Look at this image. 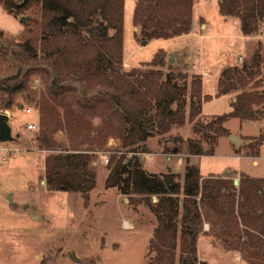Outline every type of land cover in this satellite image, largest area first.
Instances as JSON below:
<instances>
[{"label": "trees", "instance_id": "obj_1", "mask_svg": "<svg viewBox=\"0 0 264 264\" xmlns=\"http://www.w3.org/2000/svg\"><path fill=\"white\" fill-rule=\"evenodd\" d=\"M17 15L29 11L25 29L8 38L0 29V89L34 100L39 111L38 147L47 150L45 182L50 189L87 196L96 184L90 150L119 141L108 159L106 187L123 194H141L155 213L150 238L153 256L143 264H211L198 257L197 241L208 233L228 250H238L251 264H264V176L241 172L203 176L198 163L186 157L184 171L148 170L138 151L148 149L150 136L169 152L211 154L224 124L232 117L264 119V52L259 43L241 64L222 68L216 96L236 91L233 108L204 121L202 75L165 71L159 48L142 66L123 68L125 0H0ZM194 0H136L133 21L143 39L168 38L190 31ZM220 12L239 19L244 35H256L264 21V0H219ZM26 17V16H25ZM144 67V68H143ZM263 71V72H262ZM37 74L44 88L29 87ZM191 123L195 136L171 129ZM156 129L153 131V129ZM62 131L64 137L59 136ZM236 151L257 155L263 131L243 137ZM133 151L129 154L128 152ZM128 153V154H127ZM189 156V155H188ZM157 194L152 201L149 195Z\"/></svg>", "mask_w": 264, "mask_h": 264}, {"label": "rangeland", "instance_id": "obj_2", "mask_svg": "<svg viewBox=\"0 0 264 264\" xmlns=\"http://www.w3.org/2000/svg\"><path fill=\"white\" fill-rule=\"evenodd\" d=\"M135 4L136 0H125L124 4L123 68L142 66L161 48L164 62L156 67L186 72L189 76L202 75L203 94L213 95L211 99L203 100L200 117L204 121L231 110L230 96L215 94L220 72L225 66L241 64L259 43L264 52V21L260 33L244 36L232 17L222 20L218 0H194L191 32L143 42L140 27L133 21ZM28 13L18 11L16 15L7 11L0 1V29L4 35L13 38L20 34L26 27L20 17L24 15L27 20ZM172 52L173 61H170ZM29 87L40 91L44 83L35 74ZM231 95L236 97V91ZM8 101L9 94L0 89V112L8 113L12 135L9 140H0V264H143L149 261L154 254L150 251V238L157 223L155 213L144 200L134 202L130 199L143 195L123 194L116 187L105 185L110 155L126 153L124 148L114 149L119 141L110 137L106 148L90 150V167L96 173V184L87 196L77 191L50 189L44 182L48 151L39 148L36 140L39 111L35 102L22 92L15 94L11 106L5 107ZM28 122H33L36 127L29 128ZM224 124L242 139L260 134L264 119L244 121L232 117ZM171 133L184 138L195 136L188 119L183 125L173 127ZM58 134L64 137L62 131ZM158 135L150 136L149 148L144 150L152 152L151 156L137 152L150 171L183 172L186 157H189L191 162L199 164L204 176L210 172L221 175L226 170L240 168L244 173L264 176L262 145L261 158H256L258 163L253 162L254 158H236L225 135L220 137L214 153L191 158L190 155L195 154L187 153L186 141L183 152H169ZM231 177L239 181L240 174L234 173ZM149 197L152 201L158 199L157 194ZM127 220H131L133 226L126 225ZM208 229V222H204L197 241L199 259L211 264L235 261V264H251L240 251L224 248ZM234 251L238 254L237 259Z\"/></svg>", "mask_w": 264, "mask_h": 264}, {"label": "crops", "instance_id": "obj_3", "mask_svg": "<svg viewBox=\"0 0 264 264\" xmlns=\"http://www.w3.org/2000/svg\"><path fill=\"white\" fill-rule=\"evenodd\" d=\"M218 5H219V0H218ZM221 15H222V20L224 19H227V17H232L233 18V22H236L237 23V25L238 26H240V23H239V19L237 18V17H234V16H225V15H223L222 13H221ZM203 18V17H202ZM193 19H194V17H193ZM205 19V18H204ZM192 30H193V21H192ZM196 30V29H195ZM191 32V31H190ZM244 36H248V37H250V36H252V35H244ZM203 85V84H202ZM217 89H218V87H217ZM217 92V91H216ZM206 94V93H205ZM216 94V93H215ZM225 95H229L230 96V98L232 99V101H234L235 99H236V97H234L233 95H231V94H223V95H220V96H225ZM29 123V122H28ZM227 138V137H226ZM220 139V138H219ZM227 141L229 142V148L231 149V150H233V152H234V156L236 157V158H238V159H242V158H245V157H247V158H254V160H253V162L254 163H258V161H257V157H259V158H261V155H259V153L257 154V155H252V154H247L246 152H245V150L244 149H242L241 151H236V147H238L234 142H232L230 139H228L227 138ZM218 142H219V140H218ZM218 144V143H217ZM262 146H264V143H262L261 144ZM261 147V146H260ZM259 150H260V148H259ZM231 155V153H228V155ZM191 156V158H193V156H200V155H190ZM241 163H239V165H240ZM241 166V165H240ZM227 171V175L226 176H228V174H229V176H232V174H240L241 172H243L244 170H241V168L238 170H226ZM229 172V173H228ZM216 175V176H218V175H220L219 173H214V172H210L208 175ZM203 175V174H202ZM221 175H223V173L221 174ZM250 175V174H249ZM204 176V175H203ZM224 176V175H223ZM253 176V175H252ZM237 184V183H236ZM127 222L129 223V226L131 225V226H133V223H132V221L131 220H127ZM201 236V235H200ZM200 236H199V238H200ZM199 238H198V241H199ZM197 247H198V243H197ZM231 251H233V250H231ZM235 252V251H234ZM236 253V259H237V257H238V254H237V252H235ZM202 259H203V257L201 256V255H199ZM236 263V261L235 262H229V264H235Z\"/></svg>", "mask_w": 264, "mask_h": 264}, {"label": "water", "instance_id": "obj_4", "mask_svg": "<svg viewBox=\"0 0 264 264\" xmlns=\"http://www.w3.org/2000/svg\"><path fill=\"white\" fill-rule=\"evenodd\" d=\"M25 16L22 15L20 17V19L22 21L25 20ZM143 42H146V40L144 39ZM173 55H174V52L171 53V56H170V61H173ZM8 118H9V115L6 111H1L0 112V140L1 141H6V140H9L12 138V135H11V127L10 125L8 124ZM228 139H230L232 142H234L237 146H240L244 141L243 139H241L240 135L237 133V132H230L228 135H227ZM223 175L226 176L227 175V171H224L223 172ZM45 182V180H44ZM234 183H238V179L237 178H234ZM72 257H74V253H72ZM76 258V257H74Z\"/></svg>", "mask_w": 264, "mask_h": 264}, {"label": "built area", "instance_id": "obj_5", "mask_svg": "<svg viewBox=\"0 0 264 264\" xmlns=\"http://www.w3.org/2000/svg\"><path fill=\"white\" fill-rule=\"evenodd\" d=\"M27 111H30V108H27ZM27 126L29 127V128H35L36 127V125L33 123V122H29L28 124H27ZM142 153L145 155V156H151L153 153L152 152H150V151H142Z\"/></svg>", "mask_w": 264, "mask_h": 264}, {"label": "bare ground", "instance_id": "obj_6", "mask_svg": "<svg viewBox=\"0 0 264 264\" xmlns=\"http://www.w3.org/2000/svg\"><path fill=\"white\" fill-rule=\"evenodd\" d=\"M125 224H126V225H129V223H128L127 221H125ZM130 226H131V225H130Z\"/></svg>", "mask_w": 264, "mask_h": 264}]
</instances>
